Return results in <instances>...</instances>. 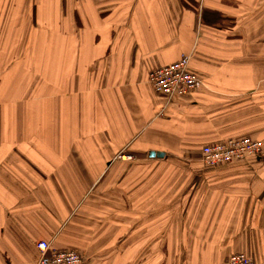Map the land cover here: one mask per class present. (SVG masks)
Listing matches in <instances>:
<instances>
[{
  "label": "crops",
  "instance_id": "1",
  "mask_svg": "<svg viewBox=\"0 0 264 264\" xmlns=\"http://www.w3.org/2000/svg\"><path fill=\"white\" fill-rule=\"evenodd\" d=\"M32 38L65 107L44 127L0 79V264H264V0H0V60ZM182 54L204 87L168 99L149 73ZM243 137L262 154L203 162Z\"/></svg>",
  "mask_w": 264,
  "mask_h": 264
},
{
  "label": "built area",
  "instance_id": "2",
  "mask_svg": "<svg viewBox=\"0 0 264 264\" xmlns=\"http://www.w3.org/2000/svg\"><path fill=\"white\" fill-rule=\"evenodd\" d=\"M191 55L182 54L170 64L155 68L149 73V81L154 89L171 99L198 91L204 87V80L190 70ZM263 144L252 137L232 138L203 149L202 160L208 165H220L234 159L246 160L262 154ZM39 256L36 264H87V259L75 250H61L51 242H37ZM225 264H256L255 260L243 253H233Z\"/></svg>",
  "mask_w": 264,
  "mask_h": 264
},
{
  "label": "rangeland",
  "instance_id": "3",
  "mask_svg": "<svg viewBox=\"0 0 264 264\" xmlns=\"http://www.w3.org/2000/svg\"><path fill=\"white\" fill-rule=\"evenodd\" d=\"M34 34V33H33ZM6 43V41H2V44ZM19 43V44H18ZM1 44V41H0ZM18 44V46H16ZM49 42L47 41H39L36 39H27L20 42H14L9 41V48L8 50L10 52V56L4 55L1 56V64H3L2 72H0V79L5 73H8V71H11V83L14 81L13 89L14 91H17L19 93V96L21 98L20 102L17 103V105L20 104L19 108L21 111L29 110L28 107H30L31 111L35 113V111H38V113L42 114L39 118L40 121L43 117V124L44 127H51L52 122V114L60 113L63 111V106L65 107V103L63 105L62 97L66 95L65 88L62 86L59 87V91L52 89V82L50 83V79L52 78V72L50 70L51 63H50V56L45 55H37L36 48L41 46L42 48H48ZM7 45V44H6ZM5 45V48L7 47ZM21 47H26V54L24 55H15L12 54V51L14 52V49H17ZM7 51V52H8ZM6 52V53H7ZM60 60L65 58L64 56H59ZM19 70L21 72H24V75L20 76V79L18 78ZM60 70L63 71L62 74H64L65 70V64L60 67ZM43 71V76H42ZM55 72V71H54ZM41 73V74H40ZM48 75V76H47ZM41 76H42V82H41ZM49 77V81H48ZM24 79V80H23ZM26 84L25 88H23V82ZM53 81V80H52ZM2 82V81H1ZM4 83V82H2ZM21 83V84H20ZM36 83L38 85H36ZM27 87V88H26ZM16 105V106H17ZM61 119V118H60ZM39 121V123H40ZM56 121V119H55ZM31 122H35V120H31ZM60 123V121H58ZM28 125V124H27Z\"/></svg>",
  "mask_w": 264,
  "mask_h": 264
},
{
  "label": "water",
  "instance_id": "4",
  "mask_svg": "<svg viewBox=\"0 0 264 264\" xmlns=\"http://www.w3.org/2000/svg\"><path fill=\"white\" fill-rule=\"evenodd\" d=\"M165 153L163 152H156V151H151L150 156L151 157H164Z\"/></svg>",
  "mask_w": 264,
  "mask_h": 264
},
{
  "label": "trees",
  "instance_id": "5",
  "mask_svg": "<svg viewBox=\"0 0 264 264\" xmlns=\"http://www.w3.org/2000/svg\"><path fill=\"white\" fill-rule=\"evenodd\" d=\"M126 154H127V153H126ZM128 154H129V153H128ZM135 158H137V160H140V159H141V157L138 156V155H136Z\"/></svg>",
  "mask_w": 264,
  "mask_h": 264
}]
</instances>
